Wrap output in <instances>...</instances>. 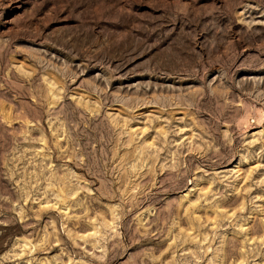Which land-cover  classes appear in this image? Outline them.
<instances>
[{
    "label": "rangeland",
    "instance_id": "1",
    "mask_svg": "<svg viewBox=\"0 0 264 264\" xmlns=\"http://www.w3.org/2000/svg\"><path fill=\"white\" fill-rule=\"evenodd\" d=\"M0 264H264V0H0Z\"/></svg>",
    "mask_w": 264,
    "mask_h": 264
}]
</instances>
